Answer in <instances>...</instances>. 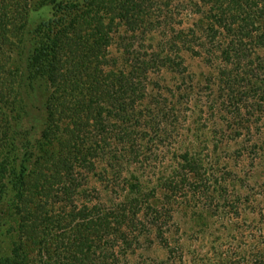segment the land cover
<instances>
[{
	"label": "trees",
	"instance_id": "trees-1",
	"mask_svg": "<svg viewBox=\"0 0 264 264\" xmlns=\"http://www.w3.org/2000/svg\"><path fill=\"white\" fill-rule=\"evenodd\" d=\"M47 1L50 16L26 34L30 50L9 90L17 97L0 92L7 105L0 110V264H126L152 229L171 264L162 221L170 214L161 213L157 189L143 192L132 178L122 188L130 196L106 205L88 200L87 193L99 192L84 187L86 180L95 174L109 189L121 178L114 167L127 163L120 150L132 151L146 128L158 135L165 111L157 112L148 75L185 73L181 53L211 67L218 61L220 82L233 95L246 77V93L257 94L250 79L264 77V0ZM119 26L133 38L160 29L157 50L113 59L108 48ZM41 90L46 95L36 107L32 95ZM32 109L42 111L37 126L29 119ZM179 158L180 179L165 181L164 188L198 169L187 154ZM77 196L85 201L77 203ZM239 246L212 248L210 264H264L261 254Z\"/></svg>",
	"mask_w": 264,
	"mask_h": 264
},
{
	"label": "rangeland",
	"instance_id": "rangeland-1",
	"mask_svg": "<svg viewBox=\"0 0 264 264\" xmlns=\"http://www.w3.org/2000/svg\"><path fill=\"white\" fill-rule=\"evenodd\" d=\"M47 3L0 0V92L5 96L18 95L9 90L11 85L12 90L17 85L20 64L30 50L26 34L31 35L50 16ZM152 16L153 21L157 19V12ZM191 19H184L183 25H190ZM159 31L133 38L119 26L111 33L108 51L119 62L135 56V52L149 55L157 50ZM130 43L134 44L132 48ZM181 57L185 73L162 71L148 75V90L152 99L160 103L157 112L165 111L157 119L158 135L146 128V136L136 142L132 151L120 150L127 163L121 166L123 170L114 167L115 175L121 174V178L118 176L119 181L115 179L108 185L109 189L90 174L84 187L98 190L99 197L87 193L88 200L95 203L99 199L110 205L127 199L130 193L122 188L136 178L143 192L157 189L161 213L170 214L162 221L167 223L165 238L174 251L173 264H210L208 259H216L217 253L212 248L236 250L238 244L239 249L256 251L264 257V100L259 98L264 97V83H260L264 77L250 79L253 90L258 91L252 95L246 93L249 88L242 82L249 78L241 76L244 79L235 89V96L220 82L218 61L211 67L188 53H181ZM45 95L42 90L33 94V104L40 107ZM6 107V100L0 99V110ZM41 112L32 109L30 113L29 119L36 126ZM185 154L198 163V169L191 174L182 172L186 181L172 184L171 190L164 188L165 181H179V157ZM164 193L167 199L161 196ZM75 199L77 203L85 201L78 196ZM161 243L155 230H149L128 255L126 264H165L163 260L169 252ZM255 245L260 248L254 249ZM0 247L4 242L0 241ZM181 252L184 262L180 261Z\"/></svg>",
	"mask_w": 264,
	"mask_h": 264
}]
</instances>
